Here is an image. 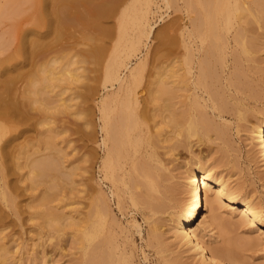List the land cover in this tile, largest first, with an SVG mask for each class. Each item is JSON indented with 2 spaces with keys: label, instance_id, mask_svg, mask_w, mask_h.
<instances>
[{
  "label": "rangeland",
  "instance_id": "1",
  "mask_svg": "<svg viewBox=\"0 0 264 264\" xmlns=\"http://www.w3.org/2000/svg\"><path fill=\"white\" fill-rule=\"evenodd\" d=\"M33 1L36 2V0H0V110L2 107L6 109L8 108L7 106L11 107L15 102L22 108L21 115H19L20 113L10 111V108H8L9 111H4L6 113L3 112L0 114V128L4 129V134L0 141V144H2L0 145V217L2 216V219L0 218V246L2 242H4L7 248V252L4 255L5 260H3L0 255V264H28L33 258L39 255L42 249L47 251L50 257L57 260L56 264H83L82 259L86 257H84L85 249L83 245H85L86 242L85 240L80 242L78 228L71 229L68 226L64 227L62 224H67L66 221L59 220L58 218L59 222L62 223L61 226H52L50 225L51 223L48 222V219H44L45 216L43 217L41 213H39L40 209L45 207L40 204L42 200L39 199L43 197L42 193L44 196L49 194L50 189L54 196L50 193L52 197L49 195L47 196L53 199L49 200L48 197L45 198L46 204H48L47 200L49 201L48 206H52L53 204L55 208H64L62 210L67 211L68 206L71 208L70 206L74 205L75 207H73L78 210H76V212H79V216H84V211L89 209V202L96 196V193L103 192L107 198L109 213L100 219L102 223L104 222L103 226L102 223L100 224L103 227H100L103 229H101L102 232H100L102 234L104 233L103 236H106L107 242H102V238H99V236L102 235L100 233V235L96 237L101 240L102 245L101 242L99 243L100 240L98 241L96 237L93 241L95 242L96 239V242H98L101 247L103 246L106 248V251H108L107 247H113L114 254H112L114 259H122V249H126V251L131 252L134 264H172L174 262H177V264H199L200 258L197 255L192 251L186 252L185 246L181 244V249H184V252H182V250L179 251V245L176 246V244L171 241L173 238L170 236L168 225L164 220L167 215L166 212L156 216V221L159 222L155 227L158 229L159 233L154 239L150 234V228L154 222L147 217L148 208L141 204H133L128 194H125L126 196L124 195L122 205V159H120L121 163L119 159L117 160L118 162L115 161L120 163V165L114 168L115 172H113V174H111L112 172L109 168L106 169L107 167H105L102 162L109 145H111V141L107 137V129H105L106 124L103 125L105 117H103L100 111V103L103 98L108 102L107 105L109 107H113L117 98H121L123 105L125 103H127V105L130 103L128 107L133 106V111H136L139 116L147 118V125L142 127L140 133L145 137L148 135H160V142L157 150L160 158L167 163L166 165L169 168L168 172L174 174L171 181L180 180L179 177L184 171L186 164H188L194 156H207L208 161L215 165L213 168L215 171L223 173L231 182V186L240 189L242 195L253 199L254 202L257 203L258 208L264 210V174H261L263 168L258 158H256L257 160H251L247 157V150L250 148V140L247 131H245L242 126V121H239L235 114L223 112L222 115L219 116V113L215 110V114L213 115L214 119L218 122L223 121L228 125V134L225 138L219 137L215 134V131H210L209 139L200 144L194 143L192 147L176 144V147L174 146L168 151V148L174 145L176 137L179 136L174 134L168 123H159V120L161 116H167L173 100L181 101L185 98V94L191 91L182 88L178 91L177 97L175 96L176 98L174 99V97L171 98V94L167 95L169 89L163 91L160 88L163 84H158V79L162 72L163 74L166 73V75H161V77L164 78L166 76L165 78H167L168 72L165 71L169 68V62L172 59L173 32L172 27H170L173 21L172 19L175 17L179 22L183 23L182 16H184V11L174 10V4H171L172 0H169V3H166L164 0H153L154 2H152L150 6L151 9L148 14V22L150 26H152V31L140 48L136 50L130 58L126 59L128 66L120 67V75L122 77H127V80L128 78L133 79L129 80L128 84L122 85V89L119 91L120 93L118 92L119 94H114L119 88L118 82L112 81V83L111 80L103 82L105 81L103 78L104 72H101L104 71L105 61L109 59V57L107 58L106 56H110L112 52H114V43L112 40L115 38L116 32L114 31L113 34V26L109 28L111 32L109 35L111 34V37H103L104 41L106 40L107 43L105 44L106 48L102 57L99 60H95L94 57L91 59L90 49L95 46V42H92L88 37L99 36V34H97L99 33L97 27L86 22L78 24L73 23L71 26L65 23L63 25V28H65L61 30L62 34L58 36L51 22V16L49 15L51 11L50 3L44 5L43 2L41 6V10L45 8L46 13H48L44 18L47 20H42L36 15L37 9ZM179 3L182 5L183 0H180ZM101 21L100 25H103L102 27H109L112 23L114 25L113 18L104 17ZM44 22L47 23L43 25ZM49 24L53 25V27ZM87 26L89 27L88 29ZM82 27H84V30ZM169 28H171V30ZM258 32L262 33L264 30L259 28ZM37 33L41 35L44 34V37ZM86 33L89 34V36ZM39 37H42V40ZM231 39L230 37V40ZM78 40H80V42ZM108 41L112 43L110 44ZM39 45H41L42 48ZM233 47L234 45L232 42L226 54V62L223 70L224 78H227L235 69L234 58L237 53L236 51L234 52ZM182 50L183 48L180 46L179 52H182ZM77 52H79L78 55L80 56L76 55ZM59 53L62 55L64 53L63 57L66 58L61 59V57L58 56ZM262 54L263 51H255L253 56L256 61L241 58L239 63L244 71L242 79L250 83V85L248 84L249 87L246 85V89H255L253 91H256L257 97H254L255 99L249 97L248 93H250V90L247 91L246 89L244 90L245 92L243 90L241 92H236L237 88L235 89L234 85L228 86V92L245 97L244 101L251 109H261L264 113V62H259ZM53 55L55 56L54 58L57 59L58 57L60 59V61L58 59V65L59 63L61 64L63 60L65 61L63 62L64 64L66 61H70V57L73 58L74 56L73 61L79 58L80 62L77 61L78 63L76 64L75 61L71 64H76L77 66L81 65L79 68L76 65H74V67L79 69H75L77 72H80L79 74V72L77 73L75 71L79 75L78 77H81L80 75H82V77H70L69 80V77H66L67 81L62 77L63 80L60 79V83L57 82L58 84H56V86H48L44 89L45 85L43 84H45V82L42 79L41 67H44L42 64H46L47 60L53 59ZM67 56L70 57L68 58ZM102 58H105L104 62ZM140 58L143 61L142 63H144V65L141 64L144 68L142 67L141 71L140 66L139 75L136 76L137 73L134 77H129V68L135 66ZM82 72H84V74ZM158 73L160 74L158 75ZM32 81H34V83H32ZM37 82L41 86H39ZM247 82L245 84H247ZM31 83L33 86H31L32 88L29 90ZM168 85L169 84L166 83L163 86L166 87ZM39 87L43 88L39 89ZM37 91L38 93H36ZM46 91H49L48 94ZM76 92L80 94L76 96ZM111 92L112 95L110 94ZM43 95L50 96L49 101L51 103L53 102L54 108L59 111L55 110L53 105L48 102L52 107L48 105V111L44 107V110L47 111L45 112L41 102L38 103L41 101ZM56 96H59V98ZM69 96L71 97L69 98ZM110 96H112V98ZM12 98L14 99L12 100ZM36 98H39V100ZM68 99H71L73 103ZM57 101L65 102L62 105H66L67 108L65 109L63 106L61 108ZM54 103L58 104V106ZM180 104L179 102L178 105ZM113 112H111L113 114L110 115L112 117L111 119L115 120L114 116H116L117 112H115V110H113ZM249 117V120H252V116L249 115ZM246 124H249V122ZM49 129H51L50 132L53 131L55 146L59 148L58 151L60 152L56 151L57 153L55 154L54 149L47 148V150L50 153H54L56 156L60 155L61 158H58L61 161V166L64 164V170L61 167L59 170L60 172L57 170L58 173L55 174L54 171V176L57 179L53 177L55 178L54 180L50 178V176L48 177L51 181L46 178V176H43V179L40 175H35L36 172L34 174V170L30 169V160L33 161L36 156L38 157V155H41L40 152L37 155L36 150L33 153L32 149L37 146V143L40 144L45 134H49ZM10 137L12 139L9 144L7 143L8 146L7 144L4 146V140ZM195 137L196 136L192 137L193 142L197 139ZM22 150H26L29 154L23 153ZM47 150H45V152H47ZM150 151L151 146L144 140L138 145L137 151L132 152V158H140L142 155H148ZM20 152L23 153V155ZM45 152L41 153L44 154ZM249 152L251 153V150ZM26 159H28L27 162L25 161ZM127 162L126 165L129 167L130 160L128 159ZM28 164H30V166ZM30 170H33V172ZM51 173L52 177L53 171H51ZM64 175H71L72 179L74 176V182H72L70 177H65ZM52 179L55 184H58L57 186L51 183ZM47 180L50 181V185H47L49 187L46 188L44 186H46ZM69 181L72 183L70 184ZM166 182L168 183V181ZM52 185L55 187L53 191ZM45 188L49 189L44 191L46 190ZM93 194L94 196L92 198ZM182 195L183 193L180 196ZM242 195L240 194V196ZM62 196H65V198ZM71 200H73V204L70 202ZM59 202L60 204L63 202L69 203H67L68 205L63 203V205L59 207ZM56 203H58L57 206ZM79 209L83 211V213H80ZM220 209L223 214L229 215L230 210L228 206ZM207 214L208 209L205 207V204H203L199 211L198 218L194 222V226L201 225L203 217ZM230 214L233 215V221H236L239 217L235 213ZM235 224H237L235 226L239 228L240 231L237 230L240 234L244 233L246 236L248 235V237L254 238L251 244L247 245L246 248L243 246L244 250L242 251V255L246 256L245 258L248 257L247 260L245 259L246 262L251 260L249 264H252V261L253 264L263 263L264 234H259V230H252L254 226L249 223H240L242 227L238 224V221ZM219 228V226H214L212 231L209 232V235H211L209 239L212 242L217 241L223 245H227L230 243V236L227 235L232 233L226 234L222 228ZM232 229H234V227H232ZM73 231L75 232L73 233ZM232 231L234 233V230ZM103 243H105V246ZM246 262L244 261V263Z\"/></svg>",
  "mask_w": 264,
  "mask_h": 264
},
{
  "label": "bare ground",
  "instance_id": "2",
  "mask_svg": "<svg viewBox=\"0 0 264 264\" xmlns=\"http://www.w3.org/2000/svg\"><path fill=\"white\" fill-rule=\"evenodd\" d=\"M164 1L166 3L170 2L169 0H164ZM179 1L180 0H172L171 3L174 4L173 5L174 10L184 11L185 14L183 13L184 15L182 16L183 20L181 19L183 23L179 22V20L175 17L174 19H172L173 21L171 20L172 23L170 27H172V32H173L172 59L169 62L170 63L169 66L167 65L169 68H167V70L165 71L168 72L167 78L169 79L165 78L166 76L164 78L161 77V75H166V73L165 74H163V72L161 74L158 73V75L160 74V77L158 79L159 82L158 84L164 85L168 83L169 84L168 86L170 87L168 86L165 87L161 85L160 88L163 91L169 89L167 91L168 92L167 95L171 94L172 95L171 98L174 97V99L177 97L178 91L181 90L182 88L191 91L190 93L185 94V98L181 100L182 102L178 100L175 101L173 100L172 103L170 102L171 106L167 116L166 115L161 116L159 120V123H168L171 126L174 134L176 136L181 137V138L176 137V140L174 141V145L168 148V151L171 150L172 147H174L176 144L185 145L188 147H192L194 143L200 144L205 140L209 139L210 131H215V134H217L219 137L221 136L225 138L228 134V127H227L228 125H226V123H224L223 121L221 122L216 121L213 115L215 114V110H217L219 116H221L223 112H229L235 114L237 119L239 121H242L243 123L242 126L244 127L245 131H247L248 138L250 140L249 141L250 148L247 150V157L251 160H255L256 158H258L263 168L261 174H264V113L261 109L259 110L256 108L251 109L247 105V103H245L244 101L245 97H242L240 95L239 96L235 95L236 93L233 94L232 92L231 93L228 92L229 91L228 86L230 85H234L235 89L237 88L236 92L239 91L241 92L242 90L244 91L246 89V85L247 87H249L248 84L250 85V83H248L247 81H246L247 84H245L246 82L242 79L244 71L242 66H240L239 64L241 58H245L248 60L252 59L256 61V59L253 56L254 52L263 51L262 56H260L259 62L261 63L264 62V32L262 33L258 32L259 28L264 30V0H183L182 5H180ZM43 2L44 5L48 3H50L49 5H51V11L49 15L51 16V22L53 23L56 34H58V36L62 34L61 30L65 23L71 26V24L73 23L78 24V23L86 22L92 26L97 27L98 29L97 31H99V33L97 34H99V36L88 37L89 39H91L92 42H95L94 43L95 48L93 47L92 49H90L91 59H93L92 57H94L95 60H99L102 57V54L104 53L106 48L105 44L107 43L106 40L104 41L103 37L105 36L109 38L111 37V34L109 35V33H111L109 28L113 26L114 28L112 31L113 34L114 31L116 32L114 36L116 39L113 38L112 40L114 43L113 45L114 52H112L110 56L109 55L106 56L107 58L109 57V59L108 61H105L106 63L104 66V71L101 72H104L103 78L105 81L102 80L103 82H107V80L109 81L111 80V82L112 81L118 82L119 88L117 89V91H115L114 94H119L120 93L119 91L122 89V85L128 84L129 80L133 79V78L131 79L128 78L127 80V77L126 78L122 77L120 75V69H121L120 67L128 66L126 59L130 58V56L140 48L144 40L149 37L152 31V26H150L148 22V14L151 9L150 6L154 1L153 0H36V2L33 1L37 9L36 15H38L42 20H47L44 19L45 15L48 14L46 13V9L44 8L45 10L44 9L41 10V6ZM104 17L113 18L114 25L112 23L109 27H105V26L102 27L103 25L100 24L102 22L101 20ZM46 23L47 22H44L43 25ZM53 25L51 26L53 27ZM88 26L87 29L89 28ZM83 28L84 27H82V29ZM169 29L171 30V28ZM87 35L89 36V34ZM230 37L232 38L231 40ZM39 38L41 39L42 37ZM80 40L78 41L80 42ZM232 42L234 45L233 47L234 52L236 51L237 53L234 58L235 69L229 74L227 78H224L223 70L226 62V54L228 47ZM108 43L110 42L108 41ZM180 46H182L183 48L182 52L180 51L181 53L179 52ZM60 53L58 56H60L61 59L66 58L63 57L64 53L63 55ZM78 54L79 52H77L76 55ZM54 57L55 56L53 55V59L47 60L46 64H42L44 65V67L42 65H41L42 67L39 66L42 69L41 71L43 75L42 79L45 82V84H43L45 85L44 89L48 86L49 87L56 86V84H58L57 82H59L60 79H62V77L65 81H67L68 77H69L68 80L70 79V77L71 78L82 77V75H80L81 77H78L79 75L77 73L79 71L78 72L76 71L79 68V66H81V65L79 66L76 65L78 62H80L79 58L78 60L73 61L74 56L73 58L69 56L72 60L70 59V61L68 62L66 61L65 64L63 63L65 62L63 60V62L61 64L59 63L58 65L60 59L57 56H56L57 59ZM85 59L87 60L86 57ZM73 62H75L76 64H71ZM142 62L143 61L140 58L138 62H136L135 66L129 68L130 69L128 75L129 77L132 76L134 77L137 73L138 74L136 76L139 75L140 73L139 68L141 66V71H142V67L144 65V63ZM74 65H76L78 68L74 67ZM82 73L84 74V72ZM72 80H76V79H72ZM70 82L72 83L71 80ZM32 83H34V81H32ZM32 83L29 87V90L30 88H32L31 86H33ZM41 88L43 87H39V89ZM249 90H250V93H248L249 97L251 98L257 97L256 91H253L255 89L251 90L250 88ZM160 92L162 93L161 90ZM36 93H38V91ZM76 93H77L76 96L80 94L78 92ZM110 94L112 95V92ZM56 97L59 98V96ZM70 97L71 96H69V98ZM110 97L112 98V96ZM49 98L50 96L43 95L41 101L38 102V103L41 102L43 110L45 107V109H47L48 111V105H49L48 102L51 103L49 101ZM13 99L14 98H12V100ZM36 99L39 100V98ZM68 100L71 101V99ZM57 102L59 103V106H61V108L63 106L62 104L65 103L63 101L60 102L57 101ZM179 102L181 103L180 105H178ZM52 103L51 105H53ZM122 103L123 102L121 98L120 99L117 98L116 103L113 107H109L107 105L108 102H106L104 98L101 100L100 103L101 105L100 111L103 117H105L104 119L105 122L103 123V125L106 124L105 129H107V137L111 141V145H109L107 149V153L103 158L102 162L103 165L107 167L106 169L109 168V170H111L112 172L110 173L113 174V172H115L114 168L120 165L121 163L120 159H122V205H123L124 195L128 194L129 195L128 197L133 204L135 205L141 204L142 206L148 208L147 217L152 219V221L154 222V224L151 225L152 227L150 228V234L152 237H154V239L158 236L159 233L158 229H156L155 227L156 225H158L159 222L156 221L157 219L156 216L157 215L159 216V214H163L166 212L167 215L165 216L164 220L168 225V232L170 233V236H172L173 238L171 241L175 243L176 246L179 245L178 247L179 251L182 250V252H184V249H181V245H184L186 252L192 251L195 255H197L200 258L199 264L251 263L250 262L251 260H248V262H246L248 257L245 258L246 256L242 255L243 254L242 251L244 250L243 246H245L246 248L247 245L251 244L254 238L248 237V235L246 236L244 233L240 234L239 232L240 230L238 227L235 226L237 225L235 223L237 221L238 224L249 223L254 226L252 230L254 231L259 230L260 231L259 234L261 233L264 234V210H260L258 208L257 203L254 202L253 199L249 198L248 196L242 195L240 189L231 186V182L228 180V178H226L223 175V173L215 171L213 169L215 165L212 162L208 161L207 156H201V155L194 156L188 162V164H186L184 171L181 173L179 177L180 180L171 181V179H173L174 177V174L168 172L169 168L166 165L167 163H165V161L162 160V158H160L157 150V147L159 146L158 144L160 142V135L158 134L155 136L148 135L147 137L142 135L140 133V130L144 125H147L146 123L147 118L141 117L137 114L136 111H133L132 110L133 106L128 107L130 103L128 105L127 103H125L124 105ZM17 104L18 103L15 102L14 105L12 104L11 107L7 105L6 106L10 108V111L20 113L19 115H21L22 108H20ZM51 105L49 106L52 107ZM55 105L58 106V104ZM64 106L63 108L66 109L67 106L66 107ZM8 108L6 109L5 107H2L0 110L1 112L0 114H2L4 111L6 112L9 111ZM113 110L117 112L116 116L113 115L115 117L114 118L115 120L111 119L112 117L110 115L114 113ZM249 115L252 116L251 117L252 120H249L250 118ZM243 121L246 123L249 122V124H246ZM50 130L51 129H49L48 131L49 134H45L44 138L42 136L43 139L41 140L40 144L36 142L38 147L35 145L36 147H33V149L31 148L33 153L36 150L37 155L39 152L41 155H38V157L34 156L35 158L33 159V161L30 160L31 162L30 169H33L34 172L33 170L30 171H32L34 174L36 172L35 175L38 174L41 177L46 176V178H48L49 176L50 178L55 177L54 175L60 172L59 170L61 169V167L63 169L64 166L63 162H62L63 166H61V161L59 159L61 158L60 155L59 156L55 155L57 153L56 151H58L59 148L55 146L54 136H53L54 134L52 133L53 131L50 132ZM3 134H4V129L0 128V141L2 139ZM194 136H196L195 138H197L195 142H193L192 139V137ZM11 139L12 138L10 137L9 139L4 140L3 145L5 146V144L7 143L9 144ZM144 140L147 141V143L151 146V151L148 153V155H142V157L140 158H132L133 156L132 152L137 151L138 145H140ZM47 148L54 149L55 154L50 153L47 150ZM26 150L24 151L22 150L23 153L27 154L28 152ZM45 150H47V152H45ZM250 150L251 153L249 152ZM41 152H45V153L43 154ZM23 153L21 154L23 155ZM118 159L120 160V163H117ZM128 159L130 160L129 167H127L126 165L128 163L127 162ZM27 160L28 159H26L25 161L27 162ZM30 164L28 165L30 166ZM51 171H53L52 177H51L52 174ZM68 175L66 176L64 175V176L70 177L72 182H74V176L72 179L71 175L70 176ZM55 178L53 179L55 180ZM53 179L51 183H54L53 185L57 186L58 184H55ZM50 181H48L46 186L44 187L46 188L49 187L47 185H50ZM166 181H168V183ZM72 182H70V184ZM54 188L55 187L52 188V191ZM48 189L44 191H47ZM50 190H49V194H46L45 196L42 193L43 197L39 199L42 200L40 204L45 206L40 209L39 213H41L43 217L45 216L44 219L47 218L48 222L51 223L50 225L52 226L60 227L62 223H60L59 220L61 219L62 221H66L67 223V224L65 223L62 224L64 227L68 226L71 229L78 228L80 242L83 240H85L86 242L85 245H83L85 249L84 257L86 256L85 259L83 258L84 260L82 259L83 264H134L132 260L131 252L126 251V249H122V259L116 258L117 259L116 260L113 257L114 254L113 247L111 246L107 247L108 251H106V248H104L103 246H102L103 248L101 247L102 242H107V240L105 238L106 236L105 237L103 236L104 233L103 234L101 233L102 232L101 229L103 228L102 226L104 225V222L102 223L100 219H102L104 216L108 215L109 213L107 198L103 194V192H97L96 196L93 198L95 194L94 193L92 195L93 199H91L90 201L89 198L90 202L88 201L89 209L84 211L85 212L84 216H79L78 215L79 212H76L77 209L74 208L75 207L74 205H73L74 207L70 206L71 208H69L68 206L67 211H63L62 209L64 208L62 209L59 208L61 209L59 210L56 207L57 208L56 209L53 204L52 206L51 205L48 206L49 201L47 200L48 204H46L45 198L48 197L50 200L53 199L50 197L54 196V194L51 193ZM181 192L183 193L182 196H180L182 194ZM50 193L51 195L52 194L53 195L51 196ZM240 194L242 196H240ZM47 195H49L50 197ZM62 197L65 198V196ZM72 201L73 200H71L70 202ZM63 203L62 204H60V202L59 204L56 203V206L58 204L60 207V205H63ZM73 203L74 202H72V204ZM203 204H205V207H207L208 214L205 217H203L201 225L194 226V222L198 218L199 211L202 208ZM225 206H228L230 213H235L239 216L236 221H233L232 214L229 213V215H225L222 213V210L220 208ZM81 212L83 213V211L80 210V213ZM101 223L102 226L100 225ZM215 225L222 228V230H224L226 234L232 233L227 235L230 236L229 239L230 243H228L229 245L228 244L223 245L217 241L214 242L210 241L209 238L211 235H209V232L212 231ZM232 227H234V229H232ZM232 230H234V233ZM74 232L75 231H73V233ZM99 233L102 235H100ZM96 236H99L100 239L102 238V242ZM95 237L97 238L98 241L100 240L99 243L101 242V245H99V243L96 242L97 241L96 239L95 242L93 241ZM5 244L6 243L2 242V245L0 246V250H1L0 255L2 256L3 260H5L4 255L7 252V248ZM104 244L105 243H103V245ZM56 261H57L56 259L48 255L47 251H44V249H42L39 255L33 258L28 264H56ZM244 261L246 263H244ZM172 264H177V262H174ZM259 264H264V262L263 263L261 262Z\"/></svg>",
  "mask_w": 264,
  "mask_h": 264
}]
</instances>
